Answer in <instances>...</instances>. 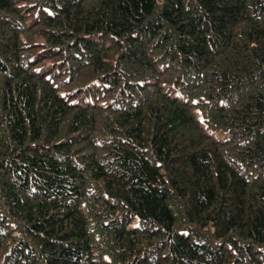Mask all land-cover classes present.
I'll use <instances>...</instances> for the list:
<instances>
[{
    "label": "trees",
    "instance_id": "obj_1",
    "mask_svg": "<svg viewBox=\"0 0 264 264\" xmlns=\"http://www.w3.org/2000/svg\"><path fill=\"white\" fill-rule=\"evenodd\" d=\"M0 264H264V0H0Z\"/></svg>",
    "mask_w": 264,
    "mask_h": 264
}]
</instances>
